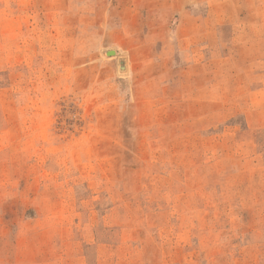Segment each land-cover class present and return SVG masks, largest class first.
Wrapping results in <instances>:
<instances>
[{
  "label": "rangeland",
  "instance_id": "obj_1",
  "mask_svg": "<svg viewBox=\"0 0 264 264\" xmlns=\"http://www.w3.org/2000/svg\"><path fill=\"white\" fill-rule=\"evenodd\" d=\"M0 264H264V0H0Z\"/></svg>",
  "mask_w": 264,
  "mask_h": 264
}]
</instances>
